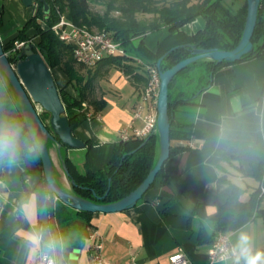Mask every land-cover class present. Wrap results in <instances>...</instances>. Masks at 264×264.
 <instances>
[{"label": "crops", "instance_id": "crops-1", "mask_svg": "<svg viewBox=\"0 0 264 264\" xmlns=\"http://www.w3.org/2000/svg\"><path fill=\"white\" fill-rule=\"evenodd\" d=\"M36 8L37 2L27 6L23 0H0L2 43L17 35L20 27L35 14ZM189 24H192L190 30L185 28ZM205 25V18L198 16L184 24L182 29L191 34ZM156 31L158 33L153 32L158 35L150 42L152 32L144 39L153 50L170 32L168 27ZM55 69L56 83L61 86L66 82V76L58 68L62 74L59 76ZM106 81V107L95 115L89 111L87 118L74 130L86 146H67L65 149L59 143L61 151L59 144L50 148L56 180L69 192L75 193L63 166L66 163L63 155L71 159L73 169L84 172L87 164L91 170H98L110 160L115 144L121 140V130L132 121L138 127L144 124L141 117L135 118L138 107L143 104L144 109L157 111V103H142V84L122 71L111 70ZM194 101L195 104L180 105L174 111L175 121L192 124L193 133L186 141L189 148L171 155L165 163L168 176L150 187L133 207L122 211L93 212L92 226L88 227L83 245L69 254V264H90L94 242L89 236L93 231L100 236L101 252L109 264H175L171 256L181 251L189 264L209 263L212 244L199 243L200 226L215 230L208 217L226 202L232 183L242 187L256 185L255 178L248 174L250 164L264 161V58L240 60L217 69L211 84ZM224 122L233 132L227 140L221 141L220 126ZM88 140L92 142L90 147ZM238 165H243L245 171H241ZM26 171L27 165L22 160L12 167L3 162L0 176V264H34L40 245V235L33 227L42 223L34 191L41 174ZM56 201L63 202L59 198ZM22 219L30 228L20 225ZM229 234L230 241L238 249L242 234L249 237L251 250L264 248V223L260 218ZM30 237H36V240ZM51 252L58 258L57 248Z\"/></svg>", "mask_w": 264, "mask_h": 264}, {"label": "trees", "instance_id": "trees-1", "mask_svg": "<svg viewBox=\"0 0 264 264\" xmlns=\"http://www.w3.org/2000/svg\"><path fill=\"white\" fill-rule=\"evenodd\" d=\"M46 2L49 4V11H45L44 3L38 1L35 14L20 27L17 35L3 43V46L5 51L9 52L8 57L13 63L18 60L20 53V50L12 51L15 42L33 43L34 50L42 54L52 72L59 68L64 73L66 82L58 87L73 132L87 118L89 111L95 115L106 107L105 93L101 96L94 94L95 82L106 80L111 70L118 69L135 82L141 83L143 92L150 79L146 65L157 67L158 59L163 56L161 67L166 70L191 56L193 45L198 48L231 50L242 38L247 15V0H244L237 10H234L226 0H46ZM95 6L100 8L96 9ZM62 16L79 27L92 31H107L124 46L125 53L105 57L94 66L79 63L74 56V44L61 39L53 30V26ZM198 16L205 18V27L191 34L186 33L182 29L184 24ZM2 22L0 14V26ZM164 27H168L170 32L159 42L155 50L144 40L137 47L134 45L135 39L140 37L145 39L148 33ZM252 42L253 50L240 60L264 58V0L260 3ZM130 43L138 51L137 57L128 53L126 45ZM231 63L233 62L229 60L218 62L202 58L190 63L170 82L171 155L189 148L190 145L186 141L193 133L192 124L175 121L176 107L195 104V97L211 84L214 72ZM197 64L205 67L209 78L203 85L195 87L194 81L203 78V74H197L194 69ZM188 70L194 72L189 71L186 74ZM40 116L52 131L48 121L51 114L43 111L40 112ZM5 120L20 122L29 138H33L13 87L9 81L6 85L0 77V122ZM54 137L49 140V148L62 143L56 134ZM175 143L178 145L175 146ZM87 144L90 147L92 142L88 140ZM62 145L65 149L68 148L65 144ZM159 153V134L156 130L144 138L120 140L115 144L110 160L98 170H91L87 164L84 172L73 169L71 159L67 155H63V161L70 171V181H75L73 187L76 194L97 203H111L125 197L142 183L155 166ZM20 160L27 165L26 173L41 174V179L34 189L40 209L44 203L49 202L48 183L41 155L39 152L25 153ZM238 167L245 171L243 165ZM250 169L248 174L255 178L256 185L242 187L235 182L232 183L233 188L226 202L208 217L213 221L215 230L209 231L205 226H200L199 243L211 245L218 232L231 233L255 218H260L264 223V161L251 163ZM167 176L164 164L150 187ZM55 212L62 238L64 263L69 264V254L83 245L88 227L92 226L90 221L93 212L76 210L61 201H56ZM20 225L30 228L23 219ZM33 229L41 236L44 249L54 251L57 248V235L51 222L39 223ZM256 252L264 253V248L251 250L252 254ZM242 261L245 263L244 256ZM258 264H264V257Z\"/></svg>", "mask_w": 264, "mask_h": 264}, {"label": "water", "instance_id": "water-1", "mask_svg": "<svg viewBox=\"0 0 264 264\" xmlns=\"http://www.w3.org/2000/svg\"><path fill=\"white\" fill-rule=\"evenodd\" d=\"M42 1L44 10L49 11V4L46 0H23L27 6L35 2ZM261 0H247L246 23L242 38L238 45L231 50L218 48H198L192 46V55L179 61L172 67L163 70L161 62L163 56L157 61L161 83L157 100V127L159 134L160 153L155 166L150 170L142 183L125 197L111 203H97L85 199L74 192L64 189L55 176V166L49 148V140L54 139V134L58 136L63 144L71 148H83L86 142L74 134L66 115V107L62 101L59 87L54 74L40 52L34 50V44H25L18 55L15 65H12L0 38V77L7 85V81L13 87L20 102L23 116L29 126L32 137L40 143L39 153L42 158L44 175L48 183L49 202L40 208V218L43 224L52 223L57 235L58 263L64 264L61 233L55 216V203L59 198L64 203L76 210L89 212H113L122 211L136 205L146 191L154 182L157 173L171 156V119L169 114V85L177 73L186 68L190 63L202 58H210L218 62L229 60L235 62L253 50L252 36L257 24L258 12ZM144 40V37L133 41L137 47ZM40 105L50 116L52 131L42 120ZM61 144V143H60ZM59 144V151L61 145ZM175 146L178 143L174 144ZM66 174L69 170L66 163H63ZM3 161H0V176L2 173ZM72 180V184H74Z\"/></svg>", "mask_w": 264, "mask_h": 264}, {"label": "built area", "instance_id": "built-area-1", "mask_svg": "<svg viewBox=\"0 0 264 264\" xmlns=\"http://www.w3.org/2000/svg\"><path fill=\"white\" fill-rule=\"evenodd\" d=\"M53 30L59 34L61 39L71 42L77 47L75 59L87 66L95 65V55H98V52L125 50L124 46L119 41H116L112 35H105L104 30L97 31V35H84L76 31V26H70V21L65 19L64 16L53 26ZM24 45L25 42L16 41L12 51L21 50ZM6 53L9 54V52ZM16 62H13L12 65H15ZM146 68L148 69L150 79L142 93V103H157L161 83L159 70L155 65H146ZM137 117H141L144 124L138 127L132 121L121 130V140L144 138L157 130L158 113L156 110L144 109V105L141 104L135 112V118ZM89 238L94 242L90 253V264H109L101 252L102 241L98 233L95 231L91 232ZM238 256L239 249L230 241V234L223 231L218 232L209 249L208 264L213 263L216 259L238 260ZM239 260L243 262L242 259ZM171 261L175 264H189L182 251L172 255ZM34 264H58L56 254L42 247L41 236Z\"/></svg>", "mask_w": 264, "mask_h": 264}, {"label": "clouds", "instance_id": "clouds-1", "mask_svg": "<svg viewBox=\"0 0 264 264\" xmlns=\"http://www.w3.org/2000/svg\"><path fill=\"white\" fill-rule=\"evenodd\" d=\"M232 132L233 130L227 122L222 123L220 126V140H227ZM40 147L39 142L34 138H29L20 122L16 120L0 122V161H3L6 166L17 165L23 154L38 153ZM30 239L35 241L36 237H30ZM248 245L249 237L242 234L239 239L240 255L244 256L245 264H258L264 257V253L256 252L252 254ZM237 259L239 260V256Z\"/></svg>", "mask_w": 264, "mask_h": 264}, {"label": "rangeland", "instance_id": "rangeland-1", "mask_svg": "<svg viewBox=\"0 0 264 264\" xmlns=\"http://www.w3.org/2000/svg\"><path fill=\"white\" fill-rule=\"evenodd\" d=\"M231 6H232V8L234 9V10H237V8L244 2V0H226ZM94 8H96V9H99L100 7H94ZM186 29H189L190 30V28H192V24H189V25H187L186 27H185ZM155 32H157V31H155ZM155 32H152V34L150 35V37H149V39H148V42H150L154 37H155V35H158L157 33H155ZM134 46H133V44L132 43H130V44H128V45H126V48H127V51H128V53L130 54V55H132V56H138L139 55V53H138V51L136 50V49H134L133 48ZM195 69V71H196V73L197 74H203V78L201 79V80H198V79H196L195 81H194V83H193V86H195V87H197V86H199V85H203L205 82H206V80L209 78L208 77V74H207V71H206V69H205V67L203 66V65H199V64H197V66L194 68ZM191 70H193V69H191ZM190 70H188V71H186L185 73L187 74L188 72H189ZM190 72H194V71H190ZM100 82H98V81H96L95 82V92H94V94L96 95V96H101L102 94H104L105 92H106V90H108V89H106V84H107V81L105 80V79H101V80H99ZM70 90L72 91V92H74L73 90H72V88H70ZM188 105H185V106H183V107H187ZM38 110L40 111V112H43V111H45L40 105H38ZM48 112V111H47ZM187 118V117H186ZM48 121H50L49 119H48ZM260 221V220H259ZM80 222V221H79ZM71 257V256H70Z\"/></svg>", "mask_w": 264, "mask_h": 264}, {"label": "bare ground", "instance_id": "bare-ground-1", "mask_svg": "<svg viewBox=\"0 0 264 264\" xmlns=\"http://www.w3.org/2000/svg\"><path fill=\"white\" fill-rule=\"evenodd\" d=\"M70 26H76V31L83 33L84 35H97V31H92L85 27H79L71 21H70ZM105 35H111V34L105 31ZM124 53H125V50L98 52V55H95V64H97L99 61H101L105 57L124 54ZM74 56H77V47H75V45H74ZM55 72H57L59 76L62 75L58 68L55 69ZM263 189H264V186H263ZM239 259H242V255H240V249H239ZM222 263L245 264L244 262H241L240 260H233V259H216V261H213V263L211 264H222Z\"/></svg>", "mask_w": 264, "mask_h": 264}]
</instances>
